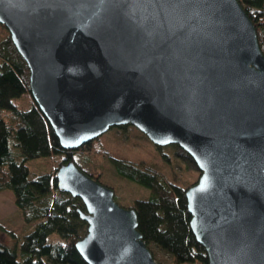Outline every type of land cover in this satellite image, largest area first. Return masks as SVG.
Returning <instances> with one entry per match:
<instances>
[{"label": "water", "instance_id": "water-1", "mask_svg": "<svg viewBox=\"0 0 264 264\" xmlns=\"http://www.w3.org/2000/svg\"><path fill=\"white\" fill-rule=\"evenodd\" d=\"M0 22L62 146L132 124L178 144L200 174L186 190L207 264H264V53L239 0H0ZM89 264H156L135 208L73 159Z\"/></svg>", "mask_w": 264, "mask_h": 264}, {"label": "trees", "instance_id": "trees-1", "mask_svg": "<svg viewBox=\"0 0 264 264\" xmlns=\"http://www.w3.org/2000/svg\"><path fill=\"white\" fill-rule=\"evenodd\" d=\"M239 1L253 20L264 53V0ZM25 94L32 99L30 108L19 107L14 102L15 98ZM1 110L7 112V117L0 114V190L12 189L15 204L24 211L31 228L21 238L0 221V264H89L75 245L87 231V222L77 210L78 207L85 208L84 203L79 196L59 189L56 171L61 163L75 160L76 150H91L96 138L77 149L62 146L32 94L27 63L16 48L10 31L0 22ZM53 155H61V159L51 171L30 176L28 162L32 158ZM109 156L121 176L151 191L150 196L137 198L131 205L138 213V229L145 242L168 253L175 264H207V252L190 227L186 185L177 182L173 174L169 175L158 164L143 165L130 158ZM187 157L194 162L189 154ZM85 171L102 180L99 173ZM6 233L13 236V245L1 237Z\"/></svg>", "mask_w": 264, "mask_h": 264}, {"label": "rangeland", "instance_id": "rangeland-1", "mask_svg": "<svg viewBox=\"0 0 264 264\" xmlns=\"http://www.w3.org/2000/svg\"><path fill=\"white\" fill-rule=\"evenodd\" d=\"M14 102L22 108L32 106V99L29 94L15 98ZM0 114L7 117V112L4 110H1ZM109 154L114 157L137 160L143 165L147 163L158 164L163 171H166L169 175L173 174L177 182L185 184L186 188L194 180L196 181L200 174L197 165H195L196 163H194L195 161L189 159L187 152L178 144L159 147L131 124H126L124 127L112 126L93 140L91 150H76L74 159L83 169L99 173L101 181L115 189V200L124 207H132L131 205L135 199L147 198L150 196L151 191L138 182L121 176L113 166ZM60 159L61 155L32 158L28 162L31 168L30 176L34 177L39 173L51 171L60 162ZM0 221L7 225L9 229L14 230L15 234L21 238L31 228L30 223L25 219L24 211L15 204L14 193L10 188L0 190ZM1 237L6 243L13 245L14 238L11 234L6 233ZM149 247L161 264H175L172 257L156 245L150 244ZM182 264L200 263L187 262Z\"/></svg>", "mask_w": 264, "mask_h": 264}, {"label": "bare ground", "instance_id": "bare-ground-1", "mask_svg": "<svg viewBox=\"0 0 264 264\" xmlns=\"http://www.w3.org/2000/svg\"><path fill=\"white\" fill-rule=\"evenodd\" d=\"M137 212V211H136ZM137 216H138V213H137ZM138 221H139V219H138ZM143 234V233H142ZM143 236V235H142ZM143 239H144V236H143ZM145 240V239H144ZM148 245V244H147ZM148 247H149V245H148ZM150 248V247H149ZM152 259H153V261L156 263V264H161L160 262H158L157 261V259H156V257H155V255H154V253H152Z\"/></svg>", "mask_w": 264, "mask_h": 264}, {"label": "clouds", "instance_id": "clouds-1", "mask_svg": "<svg viewBox=\"0 0 264 264\" xmlns=\"http://www.w3.org/2000/svg\"><path fill=\"white\" fill-rule=\"evenodd\" d=\"M157 146H159V145H157ZM179 146V145H178ZM160 147V146H159Z\"/></svg>", "mask_w": 264, "mask_h": 264}]
</instances>
